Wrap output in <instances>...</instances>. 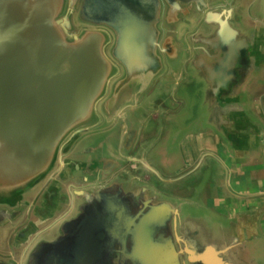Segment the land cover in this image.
Here are the masks:
<instances>
[{
  "label": "water",
  "instance_id": "95a60500",
  "mask_svg": "<svg viewBox=\"0 0 264 264\" xmlns=\"http://www.w3.org/2000/svg\"><path fill=\"white\" fill-rule=\"evenodd\" d=\"M236 4L0 0V263L236 264L223 224L136 155L141 120L175 108L151 98L191 68L203 123L224 136L211 110L220 96L245 100L261 52Z\"/></svg>",
  "mask_w": 264,
  "mask_h": 264
},
{
  "label": "crops",
  "instance_id": "0c3cea01",
  "mask_svg": "<svg viewBox=\"0 0 264 264\" xmlns=\"http://www.w3.org/2000/svg\"><path fill=\"white\" fill-rule=\"evenodd\" d=\"M243 1L237 0L235 8L240 21L257 36L261 52L258 71L243 89L245 100L239 104L236 96H220L211 110L224 136L205 125L201 117L189 120L182 129L176 124L175 134L172 130L162 132L161 117L154 112L148 120H141L136 155L144 156L160 173L163 189L185 202L205 207L216 219L229 221V226L222 225L219 232L236 245V264H264V17L252 14ZM183 103V98L174 103L175 112ZM151 124L159 127L158 132L154 128L152 139L144 146L143 137ZM200 161L202 165L195 172L181 179ZM209 165L215 167L213 175L208 172ZM215 232L218 237L212 239L224 242L221 233ZM4 243V248L8 247L9 242Z\"/></svg>",
  "mask_w": 264,
  "mask_h": 264
},
{
  "label": "rangeland",
  "instance_id": "374dc122",
  "mask_svg": "<svg viewBox=\"0 0 264 264\" xmlns=\"http://www.w3.org/2000/svg\"><path fill=\"white\" fill-rule=\"evenodd\" d=\"M244 5H248L250 4V0H244L243 1ZM251 6L247 9H251V13H257L256 15L262 16L264 17V0H257L254 1L253 3L250 4ZM185 64L183 63V65L181 66V68H183L182 70H185ZM190 73V74H189ZM195 72L194 70L191 68L188 72V74H183L182 76L179 77L178 79V84L176 85L174 91L171 94V98L170 97H165L163 94H160L159 91L155 92L154 97H152L149 102L150 105H156L157 101L159 100H166V103H171L172 99L174 100H178L180 98H183L184 102L181 106H178L176 108V112H175V108L172 109L174 110L173 114H168V111L165 110L164 113H160L161 114V120L159 122H161V130L164 131H168V130H172L171 132L175 134V132L177 131V128L180 127L182 129V127H184L185 123H187L189 120L190 121H194L196 118H204V116H206V107L204 104V97H203V92L201 89V86L199 85V83H196V79L192 78L191 75H193ZM191 77H190V76ZM176 114V116H175ZM175 116V117H174ZM168 118V119H167ZM206 119V117H205ZM158 122V123H159ZM204 122V121H203ZM176 124L178 125V127L176 126ZM158 126H160V124H158ZM182 126V127H181ZM157 126H154L151 124V126H149L146 130V133L143 137V145L145 146V142L150 141L152 138V132L156 131L158 132V128ZM97 131V130H96ZM100 137H102L101 139L103 141L107 140L109 138V136H107V133L104 134H100ZM93 143H96L100 146L101 141L99 140H92L91 138L86 139L85 142L83 143V146L85 145H92ZM181 144V141L179 142ZM172 145V144H171ZM101 147V146H100ZM108 147V143L106 142L105 145L103 147H101L102 149H99L98 151H96L97 154L101 155L103 154L104 151H106ZM171 150H175V148H171ZM172 154V153H171ZM171 154H168L167 157H170ZM176 156L181 155V154H175ZM152 159H154L153 156H151ZM180 160V161H179ZM178 161L182 162V157H178ZM214 166L219 167V165L215 164ZM213 166V170L211 168V173L210 175H213V171H215V167ZM209 172V170H208ZM205 173H207V171H205ZM163 186V185H161ZM166 186V185H165ZM167 189H169V187H166ZM172 189V188H171ZM184 210V208H183ZM196 216H198L199 218L202 216L204 217V219H206L207 217V211L205 208H198L197 211L195 212ZM214 222H219L220 225H226L229 226V221L226 220V218H222L221 220H211V223L213 224ZM207 223V221H206ZM52 229L49 230V232H51ZM46 233V232H45ZM44 235V234H42Z\"/></svg>",
  "mask_w": 264,
  "mask_h": 264
},
{
  "label": "flooded vegetation",
  "instance_id": "af4514ba",
  "mask_svg": "<svg viewBox=\"0 0 264 264\" xmlns=\"http://www.w3.org/2000/svg\"><path fill=\"white\" fill-rule=\"evenodd\" d=\"M154 124V123H153ZM124 148V147H123ZM118 153V152H117ZM7 257V254L0 253V259L5 262V258ZM9 260V259H8ZM8 262V261H7ZM2 264V263H0Z\"/></svg>",
  "mask_w": 264,
  "mask_h": 264
}]
</instances>
